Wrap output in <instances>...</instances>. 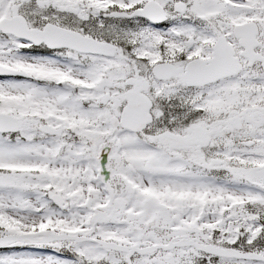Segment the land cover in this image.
<instances>
[{
    "label": "snow or ice",
    "instance_id": "6c2138e0",
    "mask_svg": "<svg viewBox=\"0 0 264 264\" xmlns=\"http://www.w3.org/2000/svg\"><path fill=\"white\" fill-rule=\"evenodd\" d=\"M0 264H264V0H0Z\"/></svg>",
    "mask_w": 264,
    "mask_h": 264
}]
</instances>
